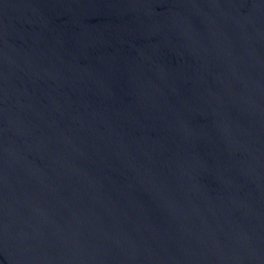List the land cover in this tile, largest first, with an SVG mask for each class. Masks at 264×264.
Wrapping results in <instances>:
<instances>
[{"label":"water","instance_id":"1","mask_svg":"<svg viewBox=\"0 0 264 264\" xmlns=\"http://www.w3.org/2000/svg\"><path fill=\"white\" fill-rule=\"evenodd\" d=\"M0 264H264V0H0Z\"/></svg>","mask_w":264,"mask_h":264}]
</instances>
